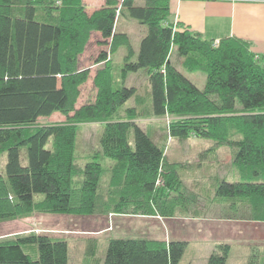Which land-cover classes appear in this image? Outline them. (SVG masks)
Wrapping results in <instances>:
<instances>
[{
	"label": "trees",
	"instance_id": "trees-1",
	"mask_svg": "<svg viewBox=\"0 0 264 264\" xmlns=\"http://www.w3.org/2000/svg\"><path fill=\"white\" fill-rule=\"evenodd\" d=\"M124 12L147 29L137 53L129 35L116 29ZM170 14V0H105L91 13L86 0H0V157L6 155L5 174L0 170V222L34 213L150 215L152 205L162 212L173 199L192 198L179 193L184 185L180 172L201 163L204 168L206 155L196 165L172 164L137 122L144 116L143 108L138 112L141 96L125 80L145 71L149 104L144 111L169 117V136L176 141L195 135L214 143L205 153L219 171L202 175L211 186L203 191L231 204L246 203L251 220L264 223V59L242 39L224 38L214 46L213 40L174 27ZM93 39L101 47L96 64L104 67L93 77L95 99L77 107L91 77L80 61ZM121 48L127 54L121 85L115 87L107 63ZM172 55L185 59L184 68L173 63ZM194 72L205 74L203 89L188 77ZM56 113L66 122L24 129ZM86 122L105 125L99 151L82 168L76 187L77 125ZM221 148L230 150L231 170L220 161ZM104 159L113 163L105 176ZM172 192L179 196L173 198ZM23 246L37 250L27 253ZM187 246L112 239L103 261L95 241L86 254L95 260L91 264H180ZM230 251V245L217 246L207 264H227ZM0 264H69L68 241L47 234L2 241ZM248 264H260L259 256L253 254Z\"/></svg>",
	"mask_w": 264,
	"mask_h": 264
},
{
	"label": "rangeland",
	"instance_id": "rangeland-1",
	"mask_svg": "<svg viewBox=\"0 0 264 264\" xmlns=\"http://www.w3.org/2000/svg\"><path fill=\"white\" fill-rule=\"evenodd\" d=\"M105 0H86L88 5V12L91 13L92 11L99 9ZM141 3V1H140ZM116 29L118 32H126L129 33L131 37V42L133 46L138 49L140 42H141V35L142 30H146V26L141 25L138 21L132 19L127 12H124L117 21ZM101 47L98 46L95 39H93L90 44L88 45L85 53L82 55L81 58V67L91 69V77L88 83L83 87L81 97L77 103V107L92 102L95 99V91L93 86V77L96 74V71L100 68H103L104 65L96 64V58L98 56V51ZM125 52V50H123ZM122 52V53H124ZM122 53L119 52L116 56L111 55L108 58V61L111 59L109 63H107L111 67L113 81L115 87H119L121 85L122 79L120 78V70L123 65ZM171 59L175 65L182 69L183 63L185 59H179L176 55H172ZM107 61V62H108ZM106 64V65H107ZM105 65V66H106ZM188 75V74H187ZM188 77L198 86V88L203 89L206 82V76L200 72H194L189 74ZM132 78V77H131ZM128 79L125 80L126 86H136L138 91V96H141V114L144 116L142 118L137 119V122L154 138V140L166 151L167 146L171 142H176V139L171 138L169 136V121L171 120L169 117H150L149 113L144 111L148 107L149 104V96H148V85L145 81V77L143 74H140L139 77L132 78V80ZM134 104V103H133ZM139 104V101L136 102V105ZM148 113V114H145ZM73 113L71 114V116ZM67 120V117L56 113L49 118L40 119L36 125H31L24 127L26 131H33L37 128L49 125H57L63 124ZM105 123H94V122H86L77 125V140H76V157H75V164H76V177H75V184L76 187H79V183L81 182V170L84 165L94 159L96 157L99 147L98 142L102 130L104 128ZM190 142L193 143L192 148L189 150L190 154H188V161L193 162L194 165L198 164L199 158H203L205 155L200 156L199 151L201 150L202 146H205L204 143H209V140H202L196 138L195 135H192L191 138L188 139ZM207 157V156H206ZM205 157V161L207 166H212V170L206 168L205 166L201 173L209 175L218 173L219 165L216 162L209 161L210 158ZM220 161H225L226 165H229L228 168L231 170V155L229 149L221 148ZM215 163V164H213ZM223 164V165H225ZM113 165L111 160L104 159L102 160V166L104 168V176L106 172L111 170V166ZM220 165V172H223L224 167ZM5 167H6V155H2L0 157V170L3 174H5ZM223 167V168H222ZM227 168V169H228ZM226 169V168H225ZM225 176V173L222 174ZM105 179L102 185L101 193H103L104 189L106 188ZM213 183V182H212ZM238 208L235 209L233 212H223L220 213L219 217L221 220V224L225 225V222L221 219V217H229L230 219H234L233 223L230 225L232 229L222 228L223 232H227L226 236L228 237L227 243L231 245V252L229 255V262L228 264H242L244 260L251 257L253 254H257L259 256L260 264H264V223H257L251 220L250 216V207L246 205V203H237ZM142 211V210H140ZM163 212V209L161 208ZM162 212L158 211V213ZM164 214L166 212H163ZM129 215V214H128ZM108 215H96L94 217H79V216H65V215H51L47 213H34L28 216H22L20 218H16L13 220H6L0 222V242L5 240H12L17 238L18 236H25L31 234H47L50 237L55 239H64L67 240L71 246V257L72 261H75V254L78 251L77 246H73L74 241H80L85 246L84 254L91 244V242H97V253L99 258L106 254V247L105 240L106 238H118L121 239H132L130 235L125 236L123 231L117 230L114 233L109 232L102 234L101 232L106 227L107 222L106 218ZM133 216V215H130ZM140 218H143L142 215H138ZM235 217V218H234ZM112 226V225H111ZM224 227V226H222ZM226 227V226H225ZM78 230V231H77ZM111 230V227H110ZM119 233V234H118ZM76 234V235H75ZM204 239V238H202ZM252 245V246H251ZM199 247L200 254H203L206 249L209 248V245L200 244L196 245ZM32 247L36 246H23V249L27 253H32L34 250ZM80 248V247H79ZM80 250V249H79ZM190 255H188L181 264H188L190 263ZM192 264H201L200 260H191Z\"/></svg>",
	"mask_w": 264,
	"mask_h": 264
},
{
	"label": "crops",
	"instance_id": "crops-1",
	"mask_svg": "<svg viewBox=\"0 0 264 264\" xmlns=\"http://www.w3.org/2000/svg\"><path fill=\"white\" fill-rule=\"evenodd\" d=\"M170 5L169 23H172L174 27H185L190 32L215 42L230 37L242 39L250 43L252 51L264 59V0H170ZM146 30H142L141 39ZM126 34L129 35V33ZM132 47L137 53L139 48L136 49L133 44ZM119 52H124L121 57V60H124L127 54L126 49L121 48L116 55ZM140 74H143L147 85H149L148 75L145 71L129 74L127 80L131 77L137 78ZM192 145L193 143L190 141L171 142L165 151L166 158L172 164L188 163L190 165L192 162L188 161L187 156L190 154L189 150ZM204 145L201 147L199 155L208 157L210 154L205 153V150L211 149L214 143L209 142ZM203 166L204 163L198 164L194 168L188 166L180 172L184 185L180 187L179 193L184 191L191 194L190 200H174L173 198L179 194L172 192L173 198L171 199L173 201L163 207L165 214L158 213L154 205H152L154 212L150 215H142L143 218L138 215L130 216L126 213H110L106 218V227L101 233H114L119 230L123 231L125 236L130 235L135 240H155L167 243L171 241L186 242L188 246L181 262L190 255L188 264H192L191 260L194 259L200 260L201 264H207L210 255L217 246L230 245L227 243L226 234L228 233L223 232L222 228L232 229L233 225L230 224L236 221L229 217H225L226 220H224V217H221L225 222L223 225L219 214L233 212L238 206L235 203L231 204L228 200L215 198L211 191L208 194L203 191L211 188L209 185L206 186L207 182L203 181V173L200 172ZM211 176L209 175V177ZM106 239L104 246L107 248L109 241L114 238ZM115 239H121V237ZM81 241L72 242L73 246L78 248L75 254L76 263L72 261L71 246L68 243L69 264H91L95 261L92 257H88L86 252L84 254L85 246ZM200 244L209 245L203 254H200L199 247L196 246ZM97 258L99 259V256ZM100 258L103 261L104 255ZM249 259L250 257L242 264H248ZM228 262L229 257L227 264Z\"/></svg>",
	"mask_w": 264,
	"mask_h": 264
},
{
	"label": "built area",
	"instance_id": "built-area-1",
	"mask_svg": "<svg viewBox=\"0 0 264 264\" xmlns=\"http://www.w3.org/2000/svg\"><path fill=\"white\" fill-rule=\"evenodd\" d=\"M119 1L124 2L125 0H119ZM218 45H219V41L214 42V46H218Z\"/></svg>",
	"mask_w": 264,
	"mask_h": 264
}]
</instances>
